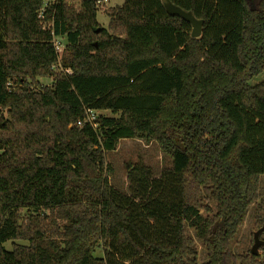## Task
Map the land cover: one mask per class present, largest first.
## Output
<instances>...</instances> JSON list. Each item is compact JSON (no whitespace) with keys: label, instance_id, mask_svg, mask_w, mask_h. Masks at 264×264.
<instances>
[{"label":"trees","instance_id":"1","mask_svg":"<svg viewBox=\"0 0 264 264\" xmlns=\"http://www.w3.org/2000/svg\"><path fill=\"white\" fill-rule=\"evenodd\" d=\"M166 1L104 26L95 0H0V264H264L233 248L251 208L264 225V0H169L198 38ZM124 139L169 162H128V192L107 158Z\"/></svg>","mask_w":264,"mask_h":264},{"label":"rangeland","instance_id":"2","mask_svg":"<svg viewBox=\"0 0 264 264\" xmlns=\"http://www.w3.org/2000/svg\"><path fill=\"white\" fill-rule=\"evenodd\" d=\"M69 4H74L77 7L79 6V0H66ZM124 0H110V3L100 9L98 13V20L101 25L107 26L108 18L105 15V10L114 7L117 5H121ZM38 81L43 85H50L53 81V78L48 77H39ZM260 81H264V71L257 77H255L251 84L258 83ZM104 115H110L107 111ZM107 158L110 164L113 167V173L110 176V182L113 186L120 189L121 191L128 192L129 191V180L127 178L126 172V164L128 162H143L145 164H149L152 166L155 175H160L162 170L169 165L168 159L161 153L158 145L155 142L146 143L141 140L136 139H124L120 141V144L116 151L108 152ZM264 178V177H262ZM262 193L264 197V179L262 180ZM251 212L253 209H250V213L248 216L247 227L241 230L236 236V239L233 243V248L235 252L246 253L249 248H252L253 243L252 238L254 239V232L257 231L253 227ZM261 239L264 240V232L261 234ZM16 243L26 244L25 241H15ZM6 248L11 249L13 247L12 242H8L5 244ZM261 253V251L259 252ZM97 255L100 252L96 253Z\"/></svg>","mask_w":264,"mask_h":264},{"label":"water","instance_id":"3","mask_svg":"<svg viewBox=\"0 0 264 264\" xmlns=\"http://www.w3.org/2000/svg\"><path fill=\"white\" fill-rule=\"evenodd\" d=\"M165 9L171 16H177L181 17L185 21L191 23L192 25V32L191 36L194 38H198L202 34V26H203V20L197 19L192 12L185 11L182 8L176 6L171 1H166L165 3ZM264 232V225L259 228L257 231L254 232V243L251 248L252 254H258L260 252V247H264V240L261 239V234Z\"/></svg>","mask_w":264,"mask_h":264},{"label":"built area","instance_id":"4","mask_svg":"<svg viewBox=\"0 0 264 264\" xmlns=\"http://www.w3.org/2000/svg\"><path fill=\"white\" fill-rule=\"evenodd\" d=\"M96 1V4L99 6V7H105L107 6L109 3H110V0H95ZM49 3V0H45V6ZM44 8L41 9L40 11V16L43 15L44 13ZM54 45L57 49V51L61 54L63 52V43L61 42V40H59L58 38H54ZM67 73H71V70L67 69L66 70ZM99 112L98 111H95V110H92V109H87L86 110V118H85V122H89L91 123L94 127L97 126V119L99 117ZM78 124L81 125L82 124V121H78Z\"/></svg>","mask_w":264,"mask_h":264},{"label":"crops","instance_id":"5","mask_svg":"<svg viewBox=\"0 0 264 264\" xmlns=\"http://www.w3.org/2000/svg\"><path fill=\"white\" fill-rule=\"evenodd\" d=\"M107 111H100L99 114H105Z\"/></svg>","mask_w":264,"mask_h":264}]
</instances>
